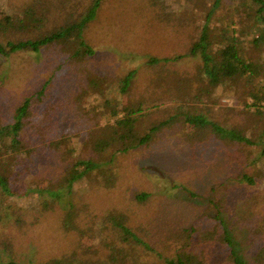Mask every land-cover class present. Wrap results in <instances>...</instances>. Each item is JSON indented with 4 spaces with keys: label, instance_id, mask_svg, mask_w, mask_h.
I'll return each instance as SVG.
<instances>
[{
    "label": "trees",
    "instance_id": "obj_1",
    "mask_svg": "<svg viewBox=\"0 0 264 264\" xmlns=\"http://www.w3.org/2000/svg\"><path fill=\"white\" fill-rule=\"evenodd\" d=\"M106 1L11 0L18 14L0 12V57L42 48L50 49L52 57L39 87L7 110L0 106V264H126V256L132 264H264V163H259L264 159L263 136L254 134L253 124H224L207 113L191 112L194 106L185 102L192 90L203 99L218 89L230 92L233 82L239 87L244 82L250 87H245L242 101L254 107L253 114L264 116V105L258 104L264 101V84L257 86L253 80L259 76L264 83L262 69L245 57L238 36L217 44L207 26L183 52L149 56L141 68L122 74L101 72L92 64L97 44L89 32ZM165 1L147 4L157 11ZM255 1L263 26L253 41L264 42V0ZM185 57L194 59L198 71L189 79L174 67ZM153 91L175 95L177 112L145 123ZM91 94H96L95 105L82 106L81 98ZM179 122L196 126L195 136L215 139L235 153L257 149L248 169L228 177L244 185L248 198L243 204L229 202L224 190L215 189L200 215L185 224L159 209L155 216L153 194L124 185L113 164L120 162V154L151 144ZM74 135L84 136L78 147ZM221 183L229 194L227 181ZM77 186L88 192L102 187L122 191L125 199L112 204L109 213H97L101 207L81 200ZM31 196L40 205L11 201ZM49 227L66 243L57 253L34 262L16 249L23 234ZM153 228L154 246L139 233L149 237ZM98 236L100 242L90 247ZM142 245V253H136Z\"/></svg>",
    "mask_w": 264,
    "mask_h": 264
},
{
    "label": "rangeland",
    "instance_id": "obj_2",
    "mask_svg": "<svg viewBox=\"0 0 264 264\" xmlns=\"http://www.w3.org/2000/svg\"><path fill=\"white\" fill-rule=\"evenodd\" d=\"M10 1L0 0V12L18 14ZM257 6L260 4L255 0H221L218 4L215 0H166L164 5L157 6V11H150L147 0H107L95 23L90 27L92 30L89 33L94 36L97 44L92 64L108 74H122L132 67L141 68L149 56H165L174 51H185L198 37L200 28L208 26L210 35L217 44H222L221 41L226 40L227 36H238L245 57L255 62L262 69L260 73L264 74V42L253 41L261 32L259 26H263L258 18ZM51 58V50L48 48L0 57L2 109L7 110V105L22 100L43 83ZM195 65L194 59L185 57L174 67L188 73L189 75L182 78L189 79L190 75H198ZM253 80L257 86L264 84L259 76ZM243 84L240 83L239 87L237 82H233L230 92L218 89L210 95H205L203 99L196 97L197 89L192 90L185 99L186 107L194 106L191 107V112L207 113L214 119L217 117L224 124H253L256 126L254 134H261V139L264 140V116L253 114L254 107H246L242 101L245 99V87H250ZM59 87L60 84L56 86ZM153 93L154 99L151 100L148 110L146 109L149 112L145 115V123L163 119L177 112L173 105L175 95L172 97L158 95L159 92ZM96 94L82 97V106L93 107L92 96ZM160 99L164 101L157 104ZM251 100L249 98L248 102ZM258 104L264 105V101ZM196 130V126L189 123H175L160 132L151 144L125 156L120 154V162L116 160L113 163L114 170L121 171L122 179L126 183L124 185L153 194L152 209L155 216L156 209H159L164 216H173L179 223L190 224L204 210L215 189L224 190L229 202L233 200L237 204H243L248 198L244 185L237 186L235 183L238 181H230L228 177L248 169L249 162L258 154L257 149L252 148L250 153L247 150L235 153L227 150L215 139L208 142L204 141L201 135L195 136ZM73 137L77 147L80 146L84 136ZM140 153L142 155L137 157ZM259 163L262 165L264 159H260ZM223 180H226L227 186L230 187L229 194L224 183H221ZM83 183L86 187L89 185L86 178ZM86 187L77 186V195L81 196V200L86 198L98 208L101 207L97 209V213H109L108 209L112 204L125 199L122 191L102 187L97 191L88 192ZM124 188L122 187L123 190ZM13 199L11 198V201L19 206L40 205V201L32 196ZM41 206H44L43 203ZM153 229L154 232L149 237L139 230L144 240L152 246L157 228ZM234 234L240 236L243 233L234 231ZM99 242L98 236L90 243V247H95ZM65 245L64 239L49 227L45 231L35 230L23 234L16 244V249L21 255L35 262L57 253ZM143 247L142 245L135 249L136 253H142L140 250L143 251ZM126 258V264H132V259L129 256Z\"/></svg>",
    "mask_w": 264,
    "mask_h": 264
}]
</instances>
